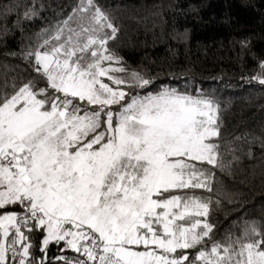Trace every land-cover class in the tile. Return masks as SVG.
<instances>
[{"label": "rangeland", "instance_id": "374dc122", "mask_svg": "<svg viewBox=\"0 0 264 264\" xmlns=\"http://www.w3.org/2000/svg\"><path fill=\"white\" fill-rule=\"evenodd\" d=\"M88 2L67 24L62 42L36 54L49 85L61 94L49 97L47 89L23 86L0 105V203L30 197L31 211L45 225L43 243L64 239L77 249L94 231L118 264H182L186 253L169 252L206 230L197 228L204 220L177 219L203 214L205 207L152 194L200 183L190 159L214 157L207 139L216 133V106L205 97L168 91L135 93L122 103L126 83L101 37L110 25ZM72 96L103 105L101 131L95 132L98 112L79 111ZM16 217L0 215V261ZM166 229L171 234L165 236ZM20 241L16 230L12 242L25 252ZM226 260L264 264V249L255 242L237 249L214 245L187 264Z\"/></svg>", "mask_w": 264, "mask_h": 264}, {"label": "trees", "instance_id": "16d2710c", "mask_svg": "<svg viewBox=\"0 0 264 264\" xmlns=\"http://www.w3.org/2000/svg\"><path fill=\"white\" fill-rule=\"evenodd\" d=\"M85 2L0 0V105L23 86L47 89L49 97L61 94L49 85L36 54L62 42ZM88 5L110 25L101 37L126 83L122 103L135 93L168 91L205 97L216 106V133L207 139L214 157L190 159L200 183L152 194L205 207L203 214H187L177 223L204 220L197 228L206 233L169 253H186L182 264H187L214 245L237 249L255 242L264 249V0H89ZM70 98L79 111L98 112L96 133L104 128L103 105ZM31 204L22 196L0 203V215H17L4 237L0 264H63L65 253L80 252L64 239L43 243L45 225ZM16 230L25 252L12 242Z\"/></svg>", "mask_w": 264, "mask_h": 264}, {"label": "built area", "instance_id": "2783aa9c", "mask_svg": "<svg viewBox=\"0 0 264 264\" xmlns=\"http://www.w3.org/2000/svg\"><path fill=\"white\" fill-rule=\"evenodd\" d=\"M81 244L87 253L67 252L63 255V264H115L102 258L104 242L96 232L92 231Z\"/></svg>", "mask_w": 264, "mask_h": 264}, {"label": "crops", "instance_id": "0c3cea01", "mask_svg": "<svg viewBox=\"0 0 264 264\" xmlns=\"http://www.w3.org/2000/svg\"><path fill=\"white\" fill-rule=\"evenodd\" d=\"M161 230H162V228H161ZM166 230H167V232H164L165 230H163L165 236L171 234V233H170L171 231H169L168 229H166ZM163 232H161V233H163ZM66 243H67V245H68L69 247L73 248L72 245H71L69 242L66 241ZM73 249H75V248H73ZM75 250H78V251H80V252H86V250L84 249V247L81 245V242H79V248H77V249H75ZM171 251H172V250H171ZM86 253H87V252H86ZM102 258L105 259V260H109V261H111V262H113V263H115V264H118L117 262H114V261L112 260L113 257L111 256V254H110L106 249H104V254H103Z\"/></svg>", "mask_w": 264, "mask_h": 264}]
</instances>
